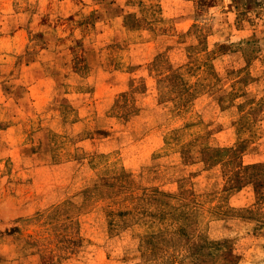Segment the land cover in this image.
<instances>
[{
	"label": "rangeland",
	"instance_id": "obj_1",
	"mask_svg": "<svg viewBox=\"0 0 264 264\" xmlns=\"http://www.w3.org/2000/svg\"><path fill=\"white\" fill-rule=\"evenodd\" d=\"M0 264H264V0H0Z\"/></svg>",
	"mask_w": 264,
	"mask_h": 264
}]
</instances>
